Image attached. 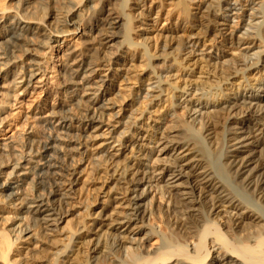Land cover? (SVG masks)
I'll use <instances>...</instances> for the list:
<instances>
[{
	"label": "bare ground",
	"instance_id": "1",
	"mask_svg": "<svg viewBox=\"0 0 264 264\" xmlns=\"http://www.w3.org/2000/svg\"><path fill=\"white\" fill-rule=\"evenodd\" d=\"M128 1L120 0L123 10ZM171 1L180 16L159 33L157 55L145 42L151 29H143L141 43L132 42L131 13L113 16L102 8L87 25L99 45L122 39L137 50L149 72L104 136L97 133L107 124L105 82L113 80H96L97 59L83 51L68 53L61 74L77 115L49 112L63 139L48 131L30 139L27 151L0 146V156L13 159L0 189H13L7 195L24 209L21 220L30 218L15 239L0 235L6 264L15 263L9 254L34 227L50 230L56 222L65 224L49 239L50 254L34 264H264V0H202L196 13L192 0ZM32 2L0 9V97L8 86H28L42 70L37 50L57 46L83 20L82 9L68 8L50 16L64 28L46 30L32 15ZM150 21L153 27L157 14ZM21 54H29L28 67L16 65ZM155 58L162 61L157 68ZM54 138L81 156L95 138L88 156L106 181L95 206L87 195L65 212L53 204L68 198L76 174L65 151L41 161ZM71 215L82 218L66 220Z\"/></svg>",
	"mask_w": 264,
	"mask_h": 264
},
{
	"label": "rangeland",
	"instance_id": "2",
	"mask_svg": "<svg viewBox=\"0 0 264 264\" xmlns=\"http://www.w3.org/2000/svg\"><path fill=\"white\" fill-rule=\"evenodd\" d=\"M25 1H33V5H31L34 13L32 15L40 21V26H47L44 28L46 30L57 31L64 28L59 25L55 19H51L50 16L55 12L60 15L68 8L77 7L82 9L80 14L83 16V20L79 25L78 30H72L75 32L74 34H66L61 37L59 39L60 42L55 43L57 46H51V44L54 43L53 42L48 48L38 50L36 48L40 55L38 60L42 63L41 72L30 81L28 86H21L20 84L13 86V88L12 86H8V93H5L0 97V146H3L4 144L12 145L17 149L16 151L14 150L16 153L27 151L26 146H31L33 143L31 142L30 144V139L31 141L33 139L35 140L37 136L42 134L47 136L48 131L50 135L56 134L55 136H60V138L63 139L65 134L57 133L56 128L58 129V126H54L58 122V119L55 117L52 118L49 112L50 109H53L57 111L59 116L77 115L78 107L73 103V99L69 96L70 94L67 93L66 88L63 86L61 82V74L63 73L65 61H67L65 60L66 56H69L68 53H73L74 56L83 51L86 53H93L97 59L95 61V63H97L96 65H98L95 67L97 72L96 80H113L111 81L112 85H109L110 81L105 82L106 87L109 89L108 93L104 96V98H106L105 101L107 102L108 109L103 110L104 119L107 124L97 133L98 135L104 136L101 132H107L111 129L110 125L114 124L113 120L115 119V116L118 115V113L121 114L125 111L126 103L131 101L135 91L140 87L142 81L146 79L149 72L145 61H141L137 58V50L132 47L126 48V46L119 42L122 39H116L118 40L116 43H114L115 40H113L107 44L99 45L95 32L88 30V23L96 18L97 13L102 8L103 10L107 9V11L113 12V16H119L122 12L131 13L132 21L130 36L132 42L136 44L141 43L144 39V35H140L143 32V29H151L146 35L147 38L145 39V42L148 43L150 53L157 55L162 44L159 33L165 28L171 26L180 16L179 12H176L173 3L174 1L141 0L137 5L135 0H129L127 7L123 10L120 5V0H91L90 4L92 5V8L90 9L87 8V0H38V2L37 0H0V9L5 11L16 10L17 8H20L21 4ZM201 1L202 0H192L190 3L191 12H197L195 8L198 3H201ZM156 9H159L158 13ZM156 14L157 22L153 27H150V18L154 17ZM175 40L176 39H173L171 42H174ZM119 48H121V50ZM228 51L236 52L233 48H230ZM19 56V62H17L16 65H21L24 62L23 65L28 67V64L25 63L26 61L28 62L27 58H29V54H21ZM161 63L162 61L156 58L151 61V64L156 68L159 67ZM197 64L203 63H201V60H198ZM22 71L25 72L23 69ZM176 74L177 78L175 77V81L178 83L179 73ZM133 108H135V106ZM161 108L162 107L159 109ZM169 119L170 117L165 119L163 126L167 127V130L170 131L169 125L171 126V123L169 122ZM49 122H52V125L51 123L49 124ZM49 126L51 127V130ZM62 130L66 131L65 129ZM99 137L102 136H97V139ZM94 142L95 138L86 141V154L84 153L81 156L76 154V152L69 150L73 144L68 146L65 141L56 140L54 138V140L48 144V147H51L43 152L45 157L41 160L42 162H52L54 158L58 156L63 158V154L66 152L67 155L64 157V161L68 166L71 164L69 168L76 172L74 176L69 177L73 184L70 185L71 188L66 191L68 198L53 203L55 205L58 204V207L60 206L63 208V212H65V210L74 209L80 205L86 195L88 196V202L91 207L95 206L99 201L100 191L105 186L106 181L104 180L103 175H101L102 171L99 173L95 172L88 156L96 149V144L93 145ZM12 160L11 157L0 156V184L7 178V174L11 170L10 163H12ZM32 160L35 161L38 160V158L33 157ZM132 162L133 160L128 163L130 164ZM154 169H156V166L151 164L150 171L158 173L159 170L154 171ZM32 177L33 176L30 175L27 181L29 182ZM26 188L27 191L29 188L31 189V184H27ZM86 188H89V190ZM10 190L13 189H0V235L5 234L9 236V238L11 237V239H15V237L19 236L15 230L21 226L22 223H30V218L21 220V217L25 216V213H23L24 209L21 211V205L17 204L16 206V202H13L12 198L7 195ZM38 192L40 191H36V193ZM72 217L73 219L71 221L74 219L77 220L78 217L82 218L80 216L71 215L67 217L66 220L68 218L71 219ZM63 224H65V222L60 224L56 222L49 227L50 230L34 227L30 236L25 235L21 238V242L15 244L8 258L14 260L13 262L15 263L13 264H25L26 261H28L26 264H31L34 259L38 262L43 261L45 256L50 254V247L48 245L49 239L52 238L53 234L58 232L59 226H62ZM44 232L46 234H44ZM26 246L27 248H25ZM85 246L86 245H84V248L82 247L81 250L85 251ZM34 255L37 257L34 258ZM3 262H0V264H6L5 261ZM34 262L32 264H34Z\"/></svg>",
	"mask_w": 264,
	"mask_h": 264
}]
</instances>
